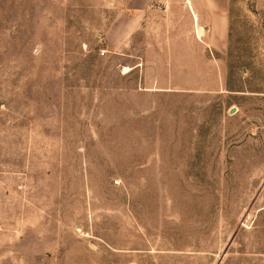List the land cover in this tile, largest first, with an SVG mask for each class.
Returning a JSON list of instances; mask_svg holds the SVG:
<instances>
[{"label": "rangeland", "instance_id": "rangeland-1", "mask_svg": "<svg viewBox=\"0 0 264 264\" xmlns=\"http://www.w3.org/2000/svg\"><path fill=\"white\" fill-rule=\"evenodd\" d=\"M192 1L0 0V264H264V0Z\"/></svg>", "mask_w": 264, "mask_h": 264}, {"label": "crops", "instance_id": "crops-1", "mask_svg": "<svg viewBox=\"0 0 264 264\" xmlns=\"http://www.w3.org/2000/svg\"><path fill=\"white\" fill-rule=\"evenodd\" d=\"M206 5H210V4L209 3H198V5H197L192 0H184V2L182 4V6H183L182 11L184 12V14L189 16V17H192L194 22H195V20H197V30L198 31L201 28V26L198 25V17L202 16V14H201L202 11L197 10L196 6H206ZM128 6H129L128 10L129 11L132 10V11H131V13H129L127 15L128 21L126 20V22H127L126 28L129 30V32H132V31H134L140 27V23H139L140 21L137 22L136 24H133L134 18H136L138 16V19H139L141 17V15L145 12V9L144 10L141 9V7L144 6L143 0H133V1L131 0V3H129ZM131 7H133V8L130 10ZM212 12H213L214 16H216L219 20H221V22H223L225 20L226 15L224 14L222 9L220 10L218 8L216 10H213ZM202 30H203V28H202Z\"/></svg>", "mask_w": 264, "mask_h": 264}, {"label": "bare ground", "instance_id": "bare-ground-1", "mask_svg": "<svg viewBox=\"0 0 264 264\" xmlns=\"http://www.w3.org/2000/svg\"><path fill=\"white\" fill-rule=\"evenodd\" d=\"M198 29H199V28H198ZM202 31H203V30H202V27H201V28L199 29V31H198V34H199V35H202V33H203ZM126 69L128 70V67H125V70H126ZM127 70H126V71H127ZM123 71H124V70H123Z\"/></svg>", "mask_w": 264, "mask_h": 264}, {"label": "water", "instance_id": "water-1", "mask_svg": "<svg viewBox=\"0 0 264 264\" xmlns=\"http://www.w3.org/2000/svg\"><path fill=\"white\" fill-rule=\"evenodd\" d=\"M235 110H236V107H235V106H232V107L229 109V111H230L231 113H233Z\"/></svg>", "mask_w": 264, "mask_h": 264}]
</instances>
